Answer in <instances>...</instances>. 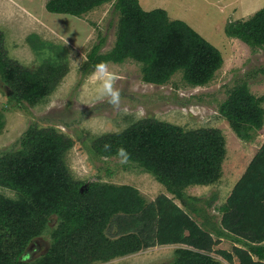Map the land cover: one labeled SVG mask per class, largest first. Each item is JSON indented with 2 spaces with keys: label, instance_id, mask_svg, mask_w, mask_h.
I'll list each match as a JSON object with an SVG mask.
<instances>
[{
  "label": "trees",
  "instance_id": "1",
  "mask_svg": "<svg viewBox=\"0 0 264 264\" xmlns=\"http://www.w3.org/2000/svg\"><path fill=\"white\" fill-rule=\"evenodd\" d=\"M105 1L48 0L46 8L51 13L81 17ZM115 9L121 20L111 57L120 61L130 55L143 61L147 81L160 83L181 69L193 86H203L222 66L224 59L218 48L186 22H169L164 10L145 11L139 0H116ZM225 33L253 49L262 47L264 8L248 20L229 22ZM100 48L101 44L93 48L84 72L98 63ZM41 68L30 70L9 58L0 33V80L13 90L11 100L21 104L47 96L59 78L52 69ZM155 70L158 74L150 75ZM61 73L58 70L59 76ZM231 102L228 109H222V115L240 137L251 139L254 135L250 131L262 128L263 109L244 88L233 93ZM72 146L70 138L51 128L30 127L20 150L0 157V186L19 195L18 200L0 195V264H50L53 250L62 243L82 239L100 245L108 224H114L122 236V244L114 249L117 253L178 245L173 264H220L209 255L212 253L229 264L235 259L239 264H264V144L220 207L219 225L205 215L212 202L188 196L184 190L219 179L225 156V138L220 130L187 132L172 124L145 120L124 134L94 144L93 151L108 156L125 148L129 160L155 175L174 195H159L149 204L131 187L91 183L82 192L84 183L71 177L63 160ZM52 216L60 222L52 234L51 250L27 261L26 246L40 229L35 226L36 219ZM228 235L241 246L231 252L214 251L219 242L215 236Z\"/></svg>",
  "mask_w": 264,
  "mask_h": 264
},
{
  "label": "rangeland",
  "instance_id": "2",
  "mask_svg": "<svg viewBox=\"0 0 264 264\" xmlns=\"http://www.w3.org/2000/svg\"><path fill=\"white\" fill-rule=\"evenodd\" d=\"M47 2L0 0V33L9 58L30 70L52 69L59 78L47 96L36 102L23 100L21 104L10 99L13 90L0 80V157L19 151L30 127L51 128L72 140L73 146L63 160L71 177L84 183L82 192L91 183L131 187L149 204L159 195H174L139 163L129 159L121 163L118 155L93 151L94 144L124 134L145 120L172 124L187 132L218 129L225 138L219 179L210 185L189 186L184 192L211 201L212 207L205 210V215L219 225L220 207L226 204L264 144V121L261 129L250 131L254 137L244 139L222 115V109H228L233 93L240 88L246 89L264 111V45L253 49L240 39L228 37L225 28L229 22L254 16L264 8V0H139L143 10H164L169 22H186L221 51L222 66L209 82L197 87L185 79L181 69L154 83L147 81L144 63L138 58L124 55L120 61L112 59L121 20L115 9L116 0L100 3L81 17L51 13ZM99 44L98 63L107 62L108 70L114 74V87L120 90L119 106L100 97V82L92 78L95 66L83 71L93 48ZM157 74L158 70L150 73ZM0 195L19 199L15 191L3 186ZM175 202L183 206L180 200ZM197 220L202 224V220ZM35 222L40 229L26 246L27 261L51 250L52 234L60 220L52 216ZM117 233V227L108 224L100 245L82 239L74 244L62 243L53 250L50 264H173L180 248L157 245L133 253H117L114 249L122 241ZM215 238L219 242L214 251L231 252L233 247L241 246L229 235ZM209 255L220 264H229L214 253ZM232 264L239 262L235 259Z\"/></svg>",
  "mask_w": 264,
  "mask_h": 264
},
{
  "label": "clouds",
  "instance_id": "3",
  "mask_svg": "<svg viewBox=\"0 0 264 264\" xmlns=\"http://www.w3.org/2000/svg\"><path fill=\"white\" fill-rule=\"evenodd\" d=\"M92 78L98 80L100 97H106L108 102L113 106H119L120 103V90L114 87V74L108 70L107 62L101 61L95 65V70L92 73ZM105 147H108L105 145ZM117 155L124 163L128 159V152L125 148L120 147L117 151Z\"/></svg>",
  "mask_w": 264,
  "mask_h": 264
},
{
  "label": "crops",
  "instance_id": "4",
  "mask_svg": "<svg viewBox=\"0 0 264 264\" xmlns=\"http://www.w3.org/2000/svg\"><path fill=\"white\" fill-rule=\"evenodd\" d=\"M181 206V205H180Z\"/></svg>",
  "mask_w": 264,
  "mask_h": 264
}]
</instances>
